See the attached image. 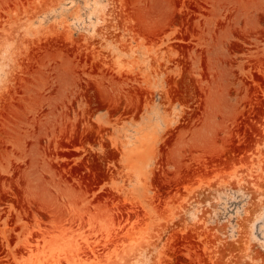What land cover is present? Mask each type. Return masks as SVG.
<instances>
[{
  "label": "rangeland",
  "instance_id": "1",
  "mask_svg": "<svg viewBox=\"0 0 264 264\" xmlns=\"http://www.w3.org/2000/svg\"><path fill=\"white\" fill-rule=\"evenodd\" d=\"M0 264H264V0H0Z\"/></svg>",
  "mask_w": 264,
  "mask_h": 264
}]
</instances>
